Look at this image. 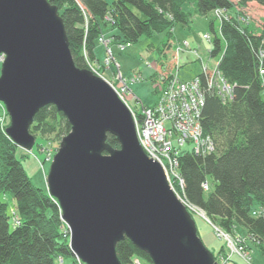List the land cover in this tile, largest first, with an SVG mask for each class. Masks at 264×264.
<instances>
[{
	"label": "water",
	"instance_id": "95a60500",
	"mask_svg": "<svg viewBox=\"0 0 264 264\" xmlns=\"http://www.w3.org/2000/svg\"><path fill=\"white\" fill-rule=\"evenodd\" d=\"M0 103L5 134L29 150L38 111L54 106L70 132L46 178L84 264H120L127 238L151 264H215L161 166L137 140L128 108L104 80L74 65L57 8L47 0H0ZM113 135L120 147L106 143Z\"/></svg>",
	"mask_w": 264,
	"mask_h": 264
},
{
	"label": "trees",
	"instance_id": "16d2710c",
	"mask_svg": "<svg viewBox=\"0 0 264 264\" xmlns=\"http://www.w3.org/2000/svg\"><path fill=\"white\" fill-rule=\"evenodd\" d=\"M47 1L59 11L74 65L79 69L88 68L86 58L94 61L96 40L108 25L117 32L112 34L115 42L132 45L143 36L187 25L189 16L183 12L189 0H114L111 4L106 0ZM192 1L200 16L233 8L229 0ZM249 3L264 7V0H239L241 7ZM209 27L214 34L209 56L222 53L218 70L234 86V98L222 103L207 89L205 76L197 75L204 88L200 124L214 148L204 156L181 155L178 172L183 189L178 188L185 202L202 211L211 225L231 234L241 227L264 257V101L260 96L264 23L259 33H253L237 18L222 20L219 33L224 47L212 22ZM168 46L169 40L161 54H168ZM5 129L0 125V194L12 197L20 223L11 227L8 206L0 200V264H59L57 258H73L63 239L65 226L55 200L33 186ZM70 129L64 116L49 105L35 115L30 133L58 139ZM106 143L115 150L120 147L110 134ZM209 179L212 189L205 197L202 185ZM115 251L120 264H130L134 256L150 262L127 238L117 243Z\"/></svg>",
	"mask_w": 264,
	"mask_h": 264
},
{
	"label": "rangeland",
	"instance_id": "374dc122",
	"mask_svg": "<svg viewBox=\"0 0 264 264\" xmlns=\"http://www.w3.org/2000/svg\"><path fill=\"white\" fill-rule=\"evenodd\" d=\"M106 1L108 4H111L114 0ZM229 1L233 5L231 10H215L207 16H200L196 13L194 1L189 0L183 5V12L189 15L187 25L177 24L173 29L160 34H155L150 37L143 36L132 45L115 42L112 39V34L117 32H113L109 25L107 27L102 25L104 28L102 29V33H99L95 44L94 61L91 62L86 58L85 61L88 68L84 70H88L94 77L104 80L116 92L118 98L131 113L136 137L137 122H135L134 117L138 122L140 118H146L144 111L152 106L159 97V94L156 93V86L157 82H160V75L162 74H166L165 81L167 77L174 75V78L182 82L198 78L197 75L199 74H203L206 80L213 76V88L207 86V89L212 90L214 92L213 94L222 103H228L233 100L234 86L231 85L233 87L232 98L227 99L228 96L225 95V91L226 87L230 84L223 78L218 70V63L222 57V53L215 58H210L209 56V52L212 49V41L214 40V34L211 32L209 25L211 22L214 24V33L216 37L221 40V46L224 47V42L219 33L221 21L237 18L238 22L249 31L259 33L264 23V7L256 3H249L246 7H241L239 5V0ZM57 14L60 17L58 10ZM108 21L110 22V19H108ZM169 33H171L170 38H168ZM168 40L169 52L168 54H161L163 45L166 44ZM3 59L4 57L0 55V70ZM260 75L263 76L262 70ZM261 86L263 89L260 96L264 101V84L262 83ZM122 87H124V92L122 91ZM201 93L204 94V88ZM156 120L157 119H155V121ZM0 125L5 128L10 126V118L2 103H0ZM151 125L154 124L152 123ZM32 136L34 138L32 147L29 150L17 147L16 157L21 161L23 169L33 186L47 194L46 178L51 162L60 149L64 137L57 139L55 136ZM205 137L209 138V136ZM190 153L194 155L195 151ZM164 166L165 167L162 168L163 172L165 169H167V172H170L169 167L167 165ZM176 174L178 175L179 173ZM165 178L172 192L184 206L189 219L196 229L198 238L204 248L211 254L213 263L264 264V257L257 248V245L246 236L241 227L237 226L233 234H231L211 225L202 211L185 202L180 193L183 186L179 187L181 189L179 191L178 185L180 184H178V179L173 176L168 177V175L165 176ZM210 183V179L203 183L208 186L206 190L202 187L205 197L208 196V193L212 189ZM0 200L8 206V213L10 216L9 223L11 227L17 226L20 220L15 215L14 200L8 193H1ZM55 202L58 206L57 201ZM256 211L260 213V210L257 209ZM257 213H253V216H256ZM64 226L65 234L63 235V239L67 241L69 247L70 233L67 226L65 224ZM71 255L73 258H57V262L59 264H84L74 257L72 253ZM130 264L148 263L134 256L131 258ZM149 264H151V262H149Z\"/></svg>",
	"mask_w": 264,
	"mask_h": 264
},
{
	"label": "built area",
	"instance_id": "2783aa9c",
	"mask_svg": "<svg viewBox=\"0 0 264 264\" xmlns=\"http://www.w3.org/2000/svg\"><path fill=\"white\" fill-rule=\"evenodd\" d=\"M165 75H160L161 80L157 82L158 99L144 111L146 118H140L139 122L135 117L134 119L137 122L138 141L146 156L161 166L167 165L170 172L165 169V176L176 177L182 187L183 180L176 174L179 173L180 156L194 151L196 155L208 154L212 152L213 146L201 129L204 94L201 93L203 86L199 78L182 82L173 75L165 81ZM206 84L213 88V76L206 80ZM122 91H125L124 87ZM225 92L227 99L232 98L233 87L228 85ZM202 187L206 190L208 186L203 184Z\"/></svg>",
	"mask_w": 264,
	"mask_h": 264
},
{
	"label": "crops",
	"instance_id": "0c3cea01",
	"mask_svg": "<svg viewBox=\"0 0 264 264\" xmlns=\"http://www.w3.org/2000/svg\"><path fill=\"white\" fill-rule=\"evenodd\" d=\"M173 60V59H172ZM178 62H179V60H178Z\"/></svg>",
	"mask_w": 264,
	"mask_h": 264
}]
</instances>
